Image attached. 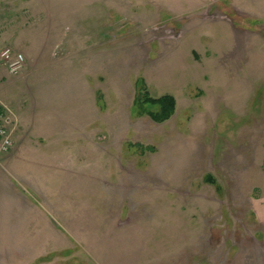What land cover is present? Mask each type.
Wrapping results in <instances>:
<instances>
[{
    "label": "rangeland",
    "instance_id": "1",
    "mask_svg": "<svg viewBox=\"0 0 264 264\" xmlns=\"http://www.w3.org/2000/svg\"><path fill=\"white\" fill-rule=\"evenodd\" d=\"M4 49L50 169L18 168L41 211L1 195L0 264H264V0H0Z\"/></svg>",
    "mask_w": 264,
    "mask_h": 264
},
{
    "label": "crops",
    "instance_id": "2",
    "mask_svg": "<svg viewBox=\"0 0 264 264\" xmlns=\"http://www.w3.org/2000/svg\"><path fill=\"white\" fill-rule=\"evenodd\" d=\"M12 17L13 16H11L10 18ZM3 103L9 109L8 113L5 112L6 119H8L9 123L11 124L15 123V130L12 136L11 150L5 155L3 162L0 165V192L2 193L0 194V199L2 195L3 200L9 201V204H22L26 209V212H28L29 210H34L37 213L43 208L42 202L44 203L46 201V194L44 195V193L42 194L37 191L39 187L36 184L35 177H39L38 180L44 183V181H46V176L45 174H42V172L39 175L32 176L24 169H22V173L27 176H25V179L22 177L23 174L19 171L18 168L33 167L34 169L37 168V170L42 171L46 167V170L48 171L50 169V166L47 165V163L49 164L48 161L46 162V164L39 163L37 161H28V152H38L44 147L49 148L50 145L49 143H47V137H45L44 134L40 133L36 135L37 137L30 138V135L28 134V132H26L27 125H25L26 123L22 115L12 110L9 104H7L6 102ZM42 187L44 188L45 184ZM19 190H21L22 193H20ZM42 195H44L43 200H41ZM43 217H45V221L48 220L47 229L48 232L52 234L53 226L51 216H46V214L44 213ZM0 220H3L1 213ZM3 234L4 227H2V224H0V235ZM0 237V243L2 245V236ZM44 254H46V251L44 252ZM48 263H52L51 260H49Z\"/></svg>",
    "mask_w": 264,
    "mask_h": 264
},
{
    "label": "built area",
    "instance_id": "3",
    "mask_svg": "<svg viewBox=\"0 0 264 264\" xmlns=\"http://www.w3.org/2000/svg\"><path fill=\"white\" fill-rule=\"evenodd\" d=\"M23 64V57L20 53H10L8 49L0 52V66L6 67L10 73H17ZM8 107L0 101V160L12 147L13 124L6 119Z\"/></svg>",
    "mask_w": 264,
    "mask_h": 264
},
{
    "label": "trees",
    "instance_id": "4",
    "mask_svg": "<svg viewBox=\"0 0 264 264\" xmlns=\"http://www.w3.org/2000/svg\"><path fill=\"white\" fill-rule=\"evenodd\" d=\"M142 83L141 91H138L135 97V105L140 108V110L146 113L153 121L162 122L167 120L175 110V99L170 94H164L159 97H151L145 84ZM150 105L153 108H147L144 105Z\"/></svg>",
    "mask_w": 264,
    "mask_h": 264
}]
</instances>
